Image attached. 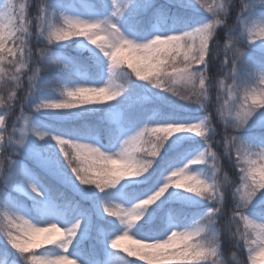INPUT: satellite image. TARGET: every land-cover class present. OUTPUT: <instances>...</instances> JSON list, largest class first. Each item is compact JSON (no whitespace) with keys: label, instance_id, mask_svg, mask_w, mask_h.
Returning <instances> with one entry per match:
<instances>
[{"label":"snow or ice","instance_id":"snow-or-ice-1","mask_svg":"<svg viewBox=\"0 0 264 264\" xmlns=\"http://www.w3.org/2000/svg\"><path fill=\"white\" fill-rule=\"evenodd\" d=\"M0 264H264V0H0Z\"/></svg>","mask_w":264,"mask_h":264},{"label":"trees","instance_id":"trees-1","mask_svg":"<svg viewBox=\"0 0 264 264\" xmlns=\"http://www.w3.org/2000/svg\"><path fill=\"white\" fill-rule=\"evenodd\" d=\"M227 252H228V249H227V246L225 247V253H226V255H227Z\"/></svg>","mask_w":264,"mask_h":264}]
</instances>
